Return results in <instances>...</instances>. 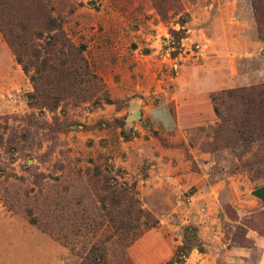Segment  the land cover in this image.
Masks as SVG:
<instances>
[{
  "label": "rangeland",
  "instance_id": "1",
  "mask_svg": "<svg viewBox=\"0 0 264 264\" xmlns=\"http://www.w3.org/2000/svg\"><path fill=\"white\" fill-rule=\"evenodd\" d=\"M254 5L0 0V264H261Z\"/></svg>",
  "mask_w": 264,
  "mask_h": 264
},
{
  "label": "trees",
  "instance_id": "2",
  "mask_svg": "<svg viewBox=\"0 0 264 264\" xmlns=\"http://www.w3.org/2000/svg\"><path fill=\"white\" fill-rule=\"evenodd\" d=\"M255 14L257 17V20L259 22L260 25V33L261 35L264 36V3H262L261 0H255ZM229 97H237L239 99H248V105H247V110H258L261 108V105L256 104L255 102L252 101L253 97H262L264 96V84L261 86H251L249 88H238V89H232L229 91L225 92ZM256 95V96H255ZM212 99L215 103L218 102L219 97L214 94L212 95ZM246 110V111H247ZM217 113L220 114L219 109H216ZM156 223H158L157 220H155L153 223H150V225L148 227H152L154 225H156Z\"/></svg>",
  "mask_w": 264,
  "mask_h": 264
},
{
  "label": "crops",
  "instance_id": "3",
  "mask_svg": "<svg viewBox=\"0 0 264 264\" xmlns=\"http://www.w3.org/2000/svg\"><path fill=\"white\" fill-rule=\"evenodd\" d=\"M169 114L170 115L168 117V120L171 119V118L173 119V115L170 112V110H169ZM251 196H252L253 199L258 201L259 203L264 204V181L258 182L252 187ZM261 264H264V254H263V257H262Z\"/></svg>",
  "mask_w": 264,
  "mask_h": 264
}]
</instances>
